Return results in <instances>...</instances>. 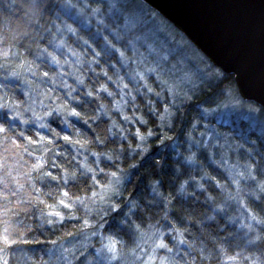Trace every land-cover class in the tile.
<instances>
[{
    "label": "trees",
    "instance_id": "16d2710c",
    "mask_svg": "<svg viewBox=\"0 0 264 264\" xmlns=\"http://www.w3.org/2000/svg\"><path fill=\"white\" fill-rule=\"evenodd\" d=\"M11 3L0 0V127L7 130L0 132V264H89L93 255L78 256L69 244L81 234L82 210L65 211L62 220L47 213L61 200L95 204L96 192L104 193L110 180L120 182L111 199L118 210L95 209L94 216L105 225L104 234L123 247L132 248L137 233L150 227L174 233L164 240L171 264H230L233 259L263 264L264 227L254 231L244 216L239 221L234 214V203L243 197L232 190L224 165L210 163V151L203 149L193 161L203 170L194 169L185 163L184 148L175 157L170 145L184 146L196 110L213 86L174 108L165 122L166 105L135 88L117 53L102 48L106 40L113 42L105 25L114 29L116 17L86 29L73 15L63 16L62 0ZM60 33L67 41L62 52L55 47ZM60 69L64 80L57 77ZM222 79L224 87L226 80L234 85L233 76ZM123 94H129L122 108L126 118L117 109ZM137 135L148 138L140 143ZM259 151L257 164L250 160L256 177L263 146ZM214 160L220 161L218 155ZM253 201L247 202L249 208L264 222V196ZM62 245H68L67 253Z\"/></svg>",
    "mask_w": 264,
    "mask_h": 264
},
{
    "label": "rangeland",
    "instance_id": "374dc122",
    "mask_svg": "<svg viewBox=\"0 0 264 264\" xmlns=\"http://www.w3.org/2000/svg\"><path fill=\"white\" fill-rule=\"evenodd\" d=\"M13 1L12 6H14ZM61 5L63 16L73 15L75 19H80L81 25L86 29H90L95 24H103L110 16L119 20L114 29L105 25V28L111 30L113 42L106 40L102 48L104 47L106 52L117 53V58L126 68V74L135 88L141 87L146 94L154 95L157 102L166 105L163 109L165 122L172 116L174 108H181L194 100L196 94L208 90L210 85L213 86L211 93L206 94L205 104L203 103L198 107L199 110H196L199 114L184 135V146L175 141L170 145H174L173 149L177 154L175 157L180 155L183 147L188 155L185 163L194 169L201 167L203 170L202 166L193 162L196 157L198 158L197 153L203 149L210 151V163L223 164V169L227 171L228 183L235 191V195L239 191L242 194L243 199L238 198L234 203L236 204L234 214H237L238 220L243 221L244 216V220L246 219L249 227L254 231L264 227L262 219L248 206L253 204V200L264 196V160H259L262 161L261 174L256 177L249 159L255 158L260 152V147L263 146L264 150V116L261 108L252 102L242 100L235 84H229L230 82L226 80L228 85L224 87L222 78L226 75L216 70L217 68H212L207 59L183 34L158 13L146 8L142 2L138 0H62ZM29 14H32V9L29 10ZM33 18L32 16L31 19ZM67 29L69 34L74 35L73 27ZM60 36L61 39L55 47L62 52L66 49L67 41L62 33ZM95 38L98 40L99 36L95 35ZM85 41L84 39V45ZM66 54L71 55L73 60H78V54L68 50ZM57 77L65 79L62 69L58 71ZM80 77L81 75L76 78ZM219 83H222L220 88ZM125 89L126 87L121 88L122 91ZM123 96L122 106H118L117 109L126 118L122 108L126 105L129 94H123L122 98ZM3 106L4 103H0V109ZM162 127H166L165 123ZM137 138L138 142L144 143L148 136L141 138L137 135ZM215 155H218L220 161L214 160ZM255 161L254 163L257 164V160ZM93 177H95L94 174ZM205 179L206 176H203L202 180ZM190 181L194 180L190 178ZM119 185L118 180L114 182L110 180V184L104 188V193L102 189L101 193L100 190L96 192L94 198L98 199L95 200V204L64 203L69 207L57 204L55 207H50L51 210L47 216L53 219L56 216L54 213L58 212L61 216L59 220H62L65 211L74 214L79 209L82 210L85 221L82 223L81 234L72 237L69 244L72 252L78 256L93 255V258L90 257L89 264H171L172 257L167 254L169 251L164 240L168 234H174L172 232L163 233L146 227V230L137 233L136 242L132 248L123 247L121 241L104 234L105 225H100L97 215H94L98 213V210H106L110 213L118 210L117 204H112L111 199L118 194ZM254 187L255 191H253ZM227 195L229 196L230 193L228 192ZM83 206L85 208H82ZM88 210L90 213L86 216ZM109 244L114 245L113 251L108 250ZM161 245L164 246L161 247ZM61 250L67 253L68 245H62ZM160 250H164L166 254L160 256ZM257 263L251 260V264ZM230 264H248V261L245 259L241 262L233 259L230 260Z\"/></svg>",
    "mask_w": 264,
    "mask_h": 264
},
{
    "label": "water",
    "instance_id": "95a60500",
    "mask_svg": "<svg viewBox=\"0 0 264 264\" xmlns=\"http://www.w3.org/2000/svg\"><path fill=\"white\" fill-rule=\"evenodd\" d=\"M141 1L233 76L242 100L264 109V0Z\"/></svg>",
    "mask_w": 264,
    "mask_h": 264
},
{
    "label": "snow or ice",
    "instance_id": "6c2138e0",
    "mask_svg": "<svg viewBox=\"0 0 264 264\" xmlns=\"http://www.w3.org/2000/svg\"><path fill=\"white\" fill-rule=\"evenodd\" d=\"M74 114L78 115V113H74ZM6 131H7L6 129L0 127V132H6ZM20 135H23V133H21ZM64 139L65 140H68L69 138L66 136V137H64ZM49 175H51V174L49 173ZM53 179H55V177H53ZM64 195L67 196L68 193H65ZM60 204L64 205L65 207H69V205H65L64 204V201L63 200L60 201ZM54 215L59 216L60 214L57 212V213H54ZM7 242H8V238L5 236L4 237V243H7ZM163 246L164 245H161V247H163ZM107 247H108V250L109 251H113L114 250V245L109 244ZM5 264H6V262H5Z\"/></svg>",
    "mask_w": 264,
    "mask_h": 264
},
{
    "label": "bare ground",
    "instance_id": "6f19581e",
    "mask_svg": "<svg viewBox=\"0 0 264 264\" xmlns=\"http://www.w3.org/2000/svg\"><path fill=\"white\" fill-rule=\"evenodd\" d=\"M200 52V51H199ZM201 53V52H200ZM202 54V53H201ZM203 55V54H202ZM204 56V55H203ZM209 62V61H208ZM210 63V62H209ZM211 64V63H210ZM212 65V64H211ZM213 66V65H212ZM214 67V66H213ZM214 68H216V67H214ZM218 69V68H217ZM219 70V69H218ZM225 75V74H224ZM226 76H228V75H226ZM260 77L261 78H263V74L261 73V75H260ZM234 80V79H233ZM235 84V83H234ZM236 86V85H235ZM245 102H247V101H245ZM255 104V103H254ZM258 106V105H257ZM259 107V106H258ZM261 108V107H260ZM263 111H264V109L263 108H261ZM250 160H255V158L254 157H252V158H249ZM262 163V161H260V164ZM259 164V165H260ZM135 242H136V240H135Z\"/></svg>",
    "mask_w": 264,
    "mask_h": 264
}]
</instances>
